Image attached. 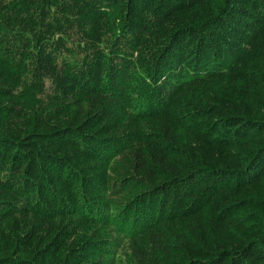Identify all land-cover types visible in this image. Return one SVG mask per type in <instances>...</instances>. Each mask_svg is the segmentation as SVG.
I'll return each mask as SVG.
<instances>
[{"label": "trees", "instance_id": "16d2710c", "mask_svg": "<svg viewBox=\"0 0 264 264\" xmlns=\"http://www.w3.org/2000/svg\"><path fill=\"white\" fill-rule=\"evenodd\" d=\"M0 264H264V0H0Z\"/></svg>", "mask_w": 264, "mask_h": 264}]
</instances>
